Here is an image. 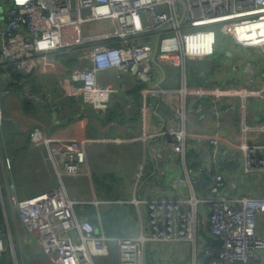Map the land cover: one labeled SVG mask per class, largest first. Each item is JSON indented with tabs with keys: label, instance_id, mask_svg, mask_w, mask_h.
<instances>
[{
	"label": "built area",
	"instance_id": "1",
	"mask_svg": "<svg viewBox=\"0 0 264 264\" xmlns=\"http://www.w3.org/2000/svg\"><path fill=\"white\" fill-rule=\"evenodd\" d=\"M95 21H107L109 28L85 33L84 25ZM73 28L76 38L66 42L64 34ZM220 37L261 50L263 84L247 94L264 97V0H10L6 13L0 15V73L23 87L26 78L18 79L14 73L31 76L54 54L79 49L89 65L74 67L69 77L59 79L58 87L64 96L77 97L81 109L92 107L105 114L111 107L112 94L125 92V74L146 85L142 97L147 104L151 95L167 96L176 91L161 84L165 65L173 63L185 70L188 60L213 57ZM111 69L116 70L120 83H100L99 73ZM178 91L187 94L188 85L185 83ZM20 96L22 100L39 98L28 90ZM196 106L198 112L210 110L217 116L232 109L221 98L200 100ZM2 119L0 99V122ZM150 136H160L168 146L186 149L184 127L163 128L152 131ZM29 140L44 148L43 161L54 168L60 182L26 198L16 195L14 185H6L12 208L26 231L36 236L44 257L52 264H96L97 258L109 254L112 241L118 249V264H146L150 244L166 246L175 242H187L193 247V259L188 264H264V141L249 142L243 126L238 143L244 153V174L262 178V196L230 198L227 167L222 165L227 149L215 133L207 137L206 144L220 168L210 180L208 196L193 193L187 198L136 199V204L145 206V224L138 235L119 238L107 236L88 218L79 217L75 206L84 201L70 196L62 182L64 176L91 177L87 150L94 139H56L34 125ZM11 167L12 160L8 158L5 168ZM207 172L203 160L198 169L187 171L191 190L201 173ZM184 181L180 177L174 180L176 184ZM2 189L0 181L3 201ZM201 205L209 211L204 229L218 243L207 244L199 255L195 245ZM4 251L16 257L8 225L0 227V257Z\"/></svg>",
	"mask_w": 264,
	"mask_h": 264
},
{
	"label": "crops",
	"instance_id": "2",
	"mask_svg": "<svg viewBox=\"0 0 264 264\" xmlns=\"http://www.w3.org/2000/svg\"><path fill=\"white\" fill-rule=\"evenodd\" d=\"M9 1L6 0L0 11L1 17L6 13ZM104 27L107 30L109 23ZM91 28L87 26L86 32ZM75 38L74 28L67 29L64 40L69 42ZM80 52L75 49L72 53L54 54L18 90L9 87L10 81L0 73L3 111L0 181L3 184L5 225H8L16 250V257L8 256V264H20V259L22 264H52L44 257L36 236L26 231L17 211L12 208L6 185V182L14 185L16 195L26 198L60 182L54 168L43 161L44 148L32 145L29 140L34 125L41 126L56 139H94L87 150L91 177L64 176L62 182L70 196L84 201L75 206L78 216L88 218L99 231L104 230L111 238L140 233L145 224L146 209L143 204H136V199L187 198L193 193L208 196V190H197L195 185L191 190L186 178L187 171L198 169L202 160L207 164V171L213 170V175L218 172L220 167L213 162L206 144L207 137L215 133L220 135L221 145L227 149L226 161L222 165L227 167L225 179L230 198L263 195L262 178L253 179L244 174V153L238 143L242 126L249 142L264 141V97L247 94L250 90L260 89L263 84L261 50L241 46L230 37L224 38L223 43L218 42L213 57L203 61L188 60L185 70L179 66L171 67L161 84L176 91L173 95L168 94L169 97L151 95L147 104L142 97L146 85L125 74L122 83L126 90L112 94L111 107L105 114L92 107L81 109L77 97L64 96L58 87L59 79L69 77L74 67L89 65L81 58ZM116 75L115 69L104 70L98 79L103 84L113 82L118 85ZM185 83L189 92L182 94L178 90ZM23 90L39 97L30 100L35 106L32 111L25 110L20 96ZM212 98L224 99L232 109L222 116L210 110L203 113L196 110L197 102ZM172 126L184 127L187 131L185 151L168 146L160 136H150L152 131ZM8 158L12 160V167L6 170ZM179 177L185 181L176 184L174 180ZM95 200L99 203L95 204ZM208 214L207 206L201 205L198 224L202 231L200 233L198 229L195 245L199 255L200 250L212 241L204 229L208 226ZM111 244H115L112 254L118 264L116 243L112 241L110 247ZM193 253V247L187 242L166 246L150 244L146 250V264H188ZM106 257L97 258L96 264L104 263Z\"/></svg>",
	"mask_w": 264,
	"mask_h": 264
},
{
	"label": "trees",
	"instance_id": "3",
	"mask_svg": "<svg viewBox=\"0 0 264 264\" xmlns=\"http://www.w3.org/2000/svg\"><path fill=\"white\" fill-rule=\"evenodd\" d=\"M13 76L18 78V79L26 78V80H28V78L30 77V76L23 77L22 75L16 74V73H14ZM9 87L16 88L17 90L22 88V87L18 86L17 84H15V83H13L11 81L9 82ZM23 104H24L25 110L27 112L32 111V110L35 109L34 104L30 100H24ZM211 176H213V170L208 171L206 174L205 173L201 174L200 177H199V181L195 184V188L197 190H201V191H206L207 192L208 185H209L210 180H211ZM0 227H2V228L5 227L4 205H3V201H2V196H0ZM211 240H212L211 243L212 242L218 243L216 241V239H214V238H211Z\"/></svg>",
	"mask_w": 264,
	"mask_h": 264
},
{
	"label": "rangeland",
	"instance_id": "4",
	"mask_svg": "<svg viewBox=\"0 0 264 264\" xmlns=\"http://www.w3.org/2000/svg\"><path fill=\"white\" fill-rule=\"evenodd\" d=\"M7 2H8V0H7ZM5 3H6V0H0V11L3 9V6L5 5ZM105 24H107V21H95L93 23H88V24L84 25V31H85V33H93V32L103 31L105 29V27H104ZM87 26L92 27L91 28V31H89V32L87 31L86 32V29L85 28ZM77 33H79L78 30H77ZM223 40H224L223 37H220L219 38V42H222L223 43ZM173 66H176V65L173 64V63H169L168 65H166L165 66L166 72H168L170 70V68L173 67ZM171 95H173V94H171ZM171 95H169V96H171ZM169 96H167V97H169ZM75 198H77V197H75ZM201 231H202V226L200 225L199 226V232L201 233ZM22 234H23V239H24L25 232L23 231ZM16 242H17V239H16ZM114 246H115V244H111L110 252H109V254L106 257L105 262L102 263V264H115V261L113 259V254H112L113 251H114V249H115ZM153 246H155V245H153ZM24 247H25L26 251L29 250V247L26 244L24 245ZM37 251H38V255H40L39 254L40 251L38 249H37ZM20 264H22V260L21 259H20ZM98 264H101V262H98Z\"/></svg>",
	"mask_w": 264,
	"mask_h": 264
},
{
	"label": "water",
	"instance_id": "5",
	"mask_svg": "<svg viewBox=\"0 0 264 264\" xmlns=\"http://www.w3.org/2000/svg\"><path fill=\"white\" fill-rule=\"evenodd\" d=\"M0 262L1 264H8V253L7 251H4L1 255V258H0Z\"/></svg>",
	"mask_w": 264,
	"mask_h": 264
}]
</instances>
